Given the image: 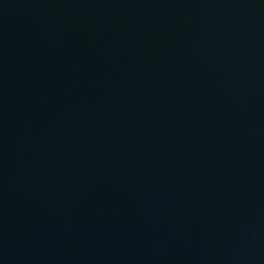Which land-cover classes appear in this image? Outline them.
I'll return each instance as SVG.
<instances>
[{"label": "water", "instance_id": "95a60500", "mask_svg": "<svg viewBox=\"0 0 264 264\" xmlns=\"http://www.w3.org/2000/svg\"><path fill=\"white\" fill-rule=\"evenodd\" d=\"M0 264H264V0H0Z\"/></svg>", "mask_w": 264, "mask_h": 264}]
</instances>
